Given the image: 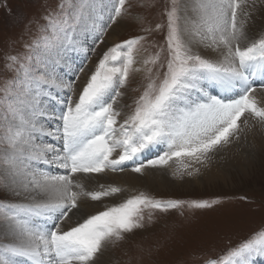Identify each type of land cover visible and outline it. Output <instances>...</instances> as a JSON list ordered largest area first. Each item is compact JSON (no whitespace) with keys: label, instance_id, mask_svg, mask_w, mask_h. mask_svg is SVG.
<instances>
[{"label":"snow or ice","instance_id":"6c2138e0","mask_svg":"<svg viewBox=\"0 0 264 264\" xmlns=\"http://www.w3.org/2000/svg\"><path fill=\"white\" fill-rule=\"evenodd\" d=\"M133 7L131 0H56L27 21L24 51L5 54L0 264H103L110 246L151 225L152 212L221 203L161 201L140 191L109 206L105 199L125 190L101 183L108 173L142 177L177 164L174 176L198 177L223 153L264 135V29L252 28L256 14L264 17V0H163L159 21L147 25ZM129 16L142 34L110 38ZM154 34L163 43L149 41ZM145 43L154 52L141 60ZM100 45L92 68L85 62L74 76L61 74L70 52L87 56ZM140 73L143 91L118 106ZM258 254L264 227L205 264H251Z\"/></svg>","mask_w":264,"mask_h":264},{"label":"rangeland","instance_id":"374dc122","mask_svg":"<svg viewBox=\"0 0 264 264\" xmlns=\"http://www.w3.org/2000/svg\"><path fill=\"white\" fill-rule=\"evenodd\" d=\"M131 2L134 5L131 10L133 15L143 16L145 25L159 21L163 0H143L145 4L155 3L154 8L136 7L140 0H131ZM55 3L56 0H0V71L11 75L3 66L5 54H15L22 49L24 40L28 39L25 28L27 21L34 16L39 17L46 8L54 7ZM117 25L118 27L115 28ZM117 25H114L113 30L110 29L109 32L114 31L116 36L113 37L118 39L142 34L140 31L142 26L130 16L122 19ZM154 39L163 43L160 34L149 37V41ZM85 43L88 46L92 45L91 39ZM104 48V45H100L95 53L89 51L87 56L82 52H70L67 57L70 67L62 66L59 69L61 74L65 78L72 77L78 66L85 62L89 68H92ZM153 52L154 49L150 44L145 43L138 58L142 60ZM145 84L143 73L134 75L129 84V91L123 98V105L125 103L132 105L133 98L139 96ZM132 89L138 90L132 91ZM251 145H253L251 148L257 150L256 152H264L262 140L255 136H252ZM224 154L228 155L229 151ZM233 154L236 156L235 153ZM256 163L254 170L245 175L238 174V171L231 167L229 174L234 172L233 177L228 178L226 183L199 182L194 177L188 176L180 179L169 169H165L161 175H165L167 187L156 189L143 185L147 189L127 188L128 192L125 190L119 196L121 198L116 197L113 203L118 204L122 199L140 191L161 201L219 199L221 203L210 209L193 210L185 207L168 213L146 209L145 222L147 224L149 213L152 212L151 225L129 235L117 246H110L107 250L110 253L108 264H129L130 260L131 264H195L201 261L202 256L205 259L219 257L247 239L253 232L264 227V154L257 157ZM177 167V164L170 166L173 171ZM154 171L157 172V169ZM263 260L264 255L258 254L251 258V264H263Z\"/></svg>","mask_w":264,"mask_h":264},{"label":"bare ground","instance_id":"6f19581e","mask_svg":"<svg viewBox=\"0 0 264 264\" xmlns=\"http://www.w3.org/2000/svg\"><path fill=\"white\" fill-rule=\"evenodd\" d=\"M117 27L118 25L115 26V28ZM252 28H253V31H259V30L264 29V17H261L259 14H257L254 22H252ZM111 32H109V35L111 36L110 38H112L113 36H116L114 31L112 33ZM109 41H111V39ZM212 91H213V94H216V92H218L219 90L216 89L215 91V89H213ZM258 98L260 99L261 103H264V93H258ZM121 105H123V98L121 100ZM121 105H118V106H121ZM255 137L257 139L262 140V145L264 147V135L257 134ZM249 140L251 142L252 136L249 137ZM252 146L253 145L251 146L246 145L243 149H239V150L233 149L229 151L228 155H225L223 153L222 154L224 157L223 159L217 157L216 160L213 162L211 168L202 169V174L198 177H194L195 180L199 182H209L210 184L218 183L219 181L226 183L228 178L232 179L233 177L232 173L234 172L229 174V169L231 167H234L236 169V172L238 171L237 173L238 174L240 173L242 175L243 174L245 175L248 172L253 171L255 168V165H257L256 163L257 157L264 154V152L258 153L256 152L257 151L256 149L251 148ZM233 153H235L236 156H234ZM151 154L156 156L157 150H152ZM145 156H146V153H145ZM222 160H224L223 163H222ZM168 169L173 174V170L170 167H168ZM164 171L165 170L157 169V172H155L154 169H146V174L142 177L139 176L138 174L131 173L130 171H126L124 173H108L106 180H103L102 183H105V182L113 183L116 186L123 188L124 190H126L127 188L129 189L130 187L131 189H134V188L147 189L143 185L155 187L156 189H162L168 186L167 180L164 177L165 175L164 176L161 175V172H164ZM86 182L87 181H85V183ZM86 186L92 187V188L96 187L95 184H88V182L86 183ZM118 198H121V197L118 196ZM114 199L115 198H106L104 203L110 205L113 203ZM99 207H100V210L103 209V205H100ZM109 254L110 253L106 251V253L102 257L103 264H108ZM263 264H264V260H263Z\"/></svg>","mask_w":264,"mask_h":264},{"label":"trees","instance_id":"16d2710c","mask_svg":"<svg viewBox=\"0 0 264 264\" xmlns=\"http://www.w3.org/2000/svg\"><path fill=\"white\" fill-rule=\"evenodd\" d=\"M22 49H23V47H22ZM22 49H21L19 52H22ZM2 73H3V74H2ZM0 74L2 75V77H1L0 79L4 78V77H6V76H9V75L6 74L4 71H0Z\"/></svg>","mask_w":264,"mask_h":264}]
</instances>
